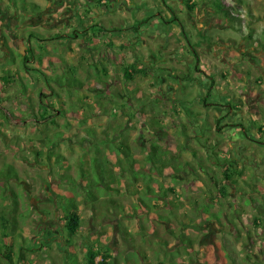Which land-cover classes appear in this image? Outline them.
Returning <instances> with one entry per match:
<instances>
[{
    "label": "rangeland",
    "instance_id": "374dc122",
    "mask_svg": "<svg viewBox=\"0 0 264 264\" xmlns=\"http://www.w3.org/2000/svg\"><path fill=\"white\" fill-rule=\"evenodd\" d=\"M193 1L199 5L191 13L187 0H134L120 5L122 8L108 3L102 6L97 0L94 3L90 0H0V106L3 107L0 168L4 164L15 166L22 180L18 212L22 210L21 202H25V208L32 209L24 225V237L50 235L53 240L51 250L38 257L29 256L25 264H67L65 251L75 255L80 264L87 244L96 242L108 246L115 256L138 253V264H157L156 253L161 259L163 253L174 248L180 249L176 260L180 264H264V218L261 227L254 225L258 210L246 207L245 214L233 227L228 221L227 205L244 204L245 182L252 181L253 175L260 178L257 185L264 196V133L258 128L264 126V56L250 49L242 34L213 17L203 0ZM222 1L230 17L245 22L244 34L247 26L256 34L264 30V0ZM94 22L103 27L97 37L89 29L84 31V27ZM134 27L138 30H132ZM29 32L56 39L45 42L33 39L29 45ZM29 48L31 53L26 54ZM23 56L29 58V67L52 77L71 67L81 80L90 83L73 100L61 92V102L66 106L57 104L56 107L69 110V114L55 119L54 132L64 135L50 147L47 140L44 146L35 142L53 131L47 121H40L42 111H38L37 90L42 88L44 94H49V87L43 80L39 81V73L18 70ZM12 57L14 62L9 64L7 61ZM135 61L139 62L135 69L141 72L133 74V81L128 82L123 67L129 68ZM93 68L98 72L94 73ZM2 69L13 74L8 84L1 79ZM16 71L23 83L30 84L25 96L21 93L23 84L17 83ZM98 78L102 83L95 82ZM103 86H106L105 94L118 102L117 106L97 105L99 99L89 90ZM142 101L147 107L141 105ZM47 104H52L51 99ZM70 106L75 114L71 113ZM155 107L163 122L159 128L148 125L147 116H154ZM230 122L233 125L223 127ZM237 123L249 131V137L234 126ZM124 128L137 159L151 143H157L180 154V162L188 161L189 168L196 173L183 175L177 187V193L184 192V197L182 207L175 211V223L164 224L154 221L156 218L147 221L141 217L139 222H129V213L125 210L106 213L100 204L85 203L84 190L75 195L74 186L69 187L62 180L63 176L70 175L83 188L85 182L79 179L77 166L84 164L85 155L92 154V142L108 141L115 131L121 135ZM87 129L94 136L82 140L87 136L84 132ZM31 147L35 151L42 149L45 156L61 154L71 169L59 172L51 159L49 166L53 168L49 172L47 164L39 165L35 161ZM224 156L239 163L241 182L234 188L228 187L226 199H219L218 192L213 195L216 205L211 212L219 214L224 210L220 223L207 222L203 216L197 219L191 214L192 206L196 207L209 190H215L216 178L221 179L222 170L214 164ZM199 162L204 163L202 170H198ZM209 168H213V173ZM165 172L161 182L170 187L173 173ZM58 191L74 197L82 219L78 233L71 239L55 224L58 214L52 199ZM126 197L122 193L117 201L126 205L130 202ZM261 206L264 208V202ZM9 209L10 204L0 199V211ZM165 212L160 209L153 214ZM137 223L141 229L131 227ZM180 228H184L182 232L191 239L192 246L182 243ZM64 239L71 244L66 245ZM117 264L124 263L120 260Z\"/></svg>",
    "mask_w": 264,
    "mask_h": 264
},
{
    "label": "trees",
    "instance_id": "16d2710c",
    "mask_svg": "<svg viewBox=\"0 0 264 264\" xmlns=\"http://www.w3.org/2000/svg\"><path fill=\"white\" fill-rule=\"evenodd\" d=\"M100 1L101 0H97L98 4L100 3V5L104 6V4H101ZM203 4L207 5V8L210 10L213 17L221 21L225 26L231 27L239 34H242L245 43L250 46V49L257 50L264 56V30L261 31L260 34H256L250 27L247 26V33L244 34L242 32V26H245V22L240 18L230 17V11L227 7H225V4L222 0H203ZM198 5L199 4L197 1L187 0L186 6L188 11L191 13ZM32 7L34 9H38V7L35 5ZM233 9L236 11L235 7H233ZM88 29L92 31V35L95 37L99 36V34L103 32V27L95 22L90 27H84V31ZM135 29L138 30L137 27H134L132 30ZM111 31L116 30L114 29ZM182 31L183 35L185 36L183 29ZM61 37V35L57 36V39ZM33 39L38 42H45L47 40L53 41L56 39V37L46 39L43 36H39L35 32H29V45ZM30 51L31 48L26 50V54L31 53ZM29 61L30 60L28 57L23 56L18 66V70H25L28 73L30 70L39 73L41 76L39 77V81L43 80L49 87V94H44L42 88L37 90V95L39 98L38 111H42L39 116L40 121H47V124H49L53 130H51L53 133L51 132L50 136H44L43 140L39 138L35 142L43 144L44 146L46 144L45 141L47 140V145L50 147V144L58 142L64 135L61 132H54V129L57 128V122L55 119L57 117L66 118L69 114L67 112L69 110H60L56 107L57 104L66 106L64 102H61V92H65L68 99L73 100L77 93L84 92L86 88H89L90 83L81 80L77 76L75 72L76 69L74 68L69 67L61 74L52 77L41 70H35L34 68L29 67ZM7 62L9 64L14 62L13 57ZM50 65L52 66L51 63ZM138 66L139 62L135 61L129 68L125 66L123 67L124 78L126 81H133V74L141 72V70L137 71L135 69ZM93 70L94 73L98 72V69L96 68H93ZM2 72L4 74V76L1 78L2 81L5 84L10 83V81H12L11 79L14 78L13 74L8 70L3 69ZM15 74H17L18 77L17 83L23 84L21 87L23 92L21 91V93L25 96L30 84L29 82L23 83L18 71H16ZM95 82L102 83V80L98 78L95 80ZM34 85L35 84H33V86ZM51 85H57L58 88H54ZM105 90L106 86H103L101 89L96 87L94 90L90 89L89 91L92 93L95 92L94 94L96 98L99 99V101L96 102L99 107L103 108L105 107V104L111 105L112 107L115 105L117 106L118 102H116L112 95H106ZM49 99L52 101L51 105L47 104ZM1 102L2 101H0V104ZM73 105H75V103H73ZM141 105H143L144 108L147 107V104H145L143 101L141 102ZM203 105H206L205 101ZM70 108L71 113L75 114V112H72L74 110L73 107L70 106ZM2 111L3 107L0 106L1 114ZM159 112V109L155 107L152 111L154 116H147L149 117V126L159 128L161 125H163V122L160 120L161 116ZM228 112L229 110H227V113ZM40 121L36 120L35 122ZM229 125H233V123L230 122V124H224L223 127ZM234 126H238L243 131L242 134H244L246 138L249 137V131H246L245 127L241 123H237ZM66 128H68V126ZM258 128L261 130V133H264V126H259ZM125 129L126 128L123 130ZM84 132L87 136L83 137L82 140L90 139L89 137L94 136V132L91 129H87ZM120 134L121 135L115 131L113 138L108 141L105 140L100 143L92 142V147L90 149L92 150V154L85 155V159L83 160L84 164H78L77 166V168H79L78 172L80 173L79 179L81 178L80 180L85 182V186L83 188L77 182L78 179L74 178L76 179L74 181L72 180L73 177L70 175L63 176L62 180L67 186H74L72 190L75 195H80L81 191L84 190L85 203L93 201L95 202L96 206L100 204L101 208H103L106 213H119L120 211L125 210L127 213H129V222L131 220H136L139 222L141 217L147 221L156 218L157 220L154 221L159 223H175L174 220L177 217L175 211L182 207V201L184 197V192L181 194L177 193V187L182 183L183 175H193V173L196 174L189 168L191 167L190 163L188 161L180 162V154L172 153L157 143H151L145 149V154H142V156L137 159L132 153L131 146L128 144V135L126 134V130L122 131ZM29 142L33 144L34 141L29 140ZM30 149L34 153L35 161H37L39 165L47 164L49 172H52L53 168L49 166V161L51 159H53L54 166L59 172L71 169L70 164L64 162L65 159L61 154L53 153L47 154L45 156L42 149L39 151H35L33 147ZM105 150L107 151L106 154L104 153ZM224 157L225 158H221L223 159L221 162H215L214 164L215 167H220L222 170L221 179L216 178L217 180L214 184L215 190H209L200 203L198 204L197 202L196 207L192 206L191 214L197 219L203 216L207 222L213 220L219 222L222 218V213L224 210H220L219 214L211 212L214 205H216L213 195L218 192L219 199H226L229 196L228 187L231 186L234 188L241 182L240 179L242 175L241 171H239V163L232 161L226 156ZM203 166L204 163L199 162L198 170H202L204 168ZM211 169L209 168L210 172L213 173L214 170L213 168ZM167 170H170L173 173L170 176L171 183L173 185L170 187H165V185L161 182V179L166 176L165 171ZM253 177L254 178L252 181L245 182L247 183V188L245 190L247 198H244V204L240 205L235 202H230L227 204L230 214L228 221L233 225V227H236L237 221H239L241 216L245 214L246 211L244 208L246 207L253 209L255 212L258 210V214L255 213L253 218V224L256 226L258 225V227L263 225L262 218H264V208H262L261 205H263L264 196H262V190L257 185V182L260 178H257L254 175ZM21 183L22 180L19 177L15 166L11 164H4L0 168V199L1 201H6L10 204L9 210L0 211V264H25V262H28L29 256L38 257L40 254H46L47 251L52 249L51 245L53 240L50 235L38 238L24 237V233L26 232L24 225L26 220L30 217L29 214L31 213L32 209L30 206L25 208V202H21L22 210L21 212H18V203L22 197V194L19 193L22 185ZM122 193H125L127 196L126 198L130 201L126 205L120 204L117 201V197L120 198ZM244 194L245 193L242 192L243 196H245ZM257 195L259 197H257ZM52 202H54L56 206L55 212L58 214L55 224H57L58 227L60 226V231L64 232L69 237V239H71L78 233L82 222L78 211V205L74 197L69 198L65 196L63 192L58 191L55 192ZM192 205H195V202H192ZM138 209L142 212H140ZM160 209H164L166 211L165 214H153L154 210L157 211ZM183 216L185 217L186 214H183ZM189 221L191 223L193 222V220L190 218ZM131 227L141 229V224H132ZM180 229L181 232L179 235L181 237L182 243L186 244L187 247L192 246L193 243L191 239L187 237L186 233L182 232V229L184 228ZM64 242L66 245L71 244L70 240L64 239ZM65 254V259L67 258V264H79L75 255L68 251H65ZM163 254L164 255L161 257V259L159 254H155V260L158 262L157 264H180L176 261L180 256V249L174 248V251L169 253L165 252ZM69 256H71V259ZM98 257L100 260H96ZM120 260L121 263L124 264H138V253H127L125 256L121 257L117 255L115 256L108 246H103L99 242H96V244H87L83 263L80 264H117Z\"/></svg>",
    "mask_w": 264,
    "mask_h": 264
},
{
    "label": "flooded vegetation",
    "instance_id": "af4514ba",
    "mask_svg": "<svg viewBox=\"0 0 264 264\" xmlns=\"http://www.w3.org/2000/svg\"><path fill=\"white\" fill-rule=\"evenodd\" d=\"M134 0H101L100 2L102 3V2H105V4H104V6H106L107 4L106 3H108L109 4V6L110 5H113V6H116V7H120V8H122L120 5H122V4H125V3H127V4H130V3H132ZM90 2L91 3H94L95 2V0H90ZM162 3V2H161Z\"/></svg>",
    "mask_w": 264,
    "mask_h": 264
}]
</instances>
